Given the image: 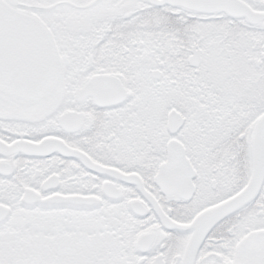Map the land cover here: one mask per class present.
Listing matches in <instances>:
<instances>
[{
  "label": "snow or ice",
  "instance_id": "1",
  "mask_svg": "<svg viewBox=\"0 0 264 264\" xmlns=\"http://www.w3.org/2000/svg\"><path fill=\"white\" fill-rule=\"evenodd\" d=\"M0 264H264V0H0Z\"/></svg>",
  "mask_w": 264,
  "mask_h": 264
}]
</instances>
